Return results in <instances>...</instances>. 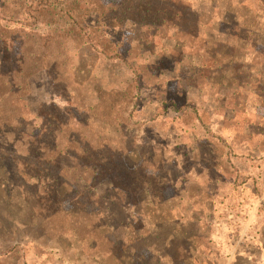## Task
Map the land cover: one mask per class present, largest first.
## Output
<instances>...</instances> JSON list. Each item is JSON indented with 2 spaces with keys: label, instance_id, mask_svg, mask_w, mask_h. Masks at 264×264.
Segmentation results:
<instances>
[{
  "label": "rangeland",
  "instance_id": "rangeland-1",
  "mask_svg": "<svg viewBox=\"0 0 264 264\" xmlns=\"http://www.w3.org/2000/svg\"><path fill=\"white\" fill-rule=\"evenodd\" d=\"M189 1L209 22L213 0ZM18 5L0 0L7 82ZM244 15L198 39L139 29L121 69L58 46L0 89V264H264V17Z\"/></svg>",
  "mask_w": 264,
  "mask_h": 264
},
{
  "label": "trees",
  "instance_id": "trees-1",
  "mask_svg": "<svg viewBox=\"0 0 264 264\" xmlns=\"http://www.w3.org/2000/svg\"><path fill=\"white\" fill-rule=\"evenodd\" d=\"M221 4L224 7L218 10ZM16 7L11 15L21 16L23 22L19 24V29L9 33L10 36L20 34L18 39L22 40L26 49L22 56L12 62V65L18 63V66L12 74H6L8 82L0 80V89L5 90L6 85H12L19 93L30 86L29 77L20 78L23 72L36 73L48 69L53 49L58 46H62L68 56L73 46L88 49L121 69L124 65H131L128 48L136 40L139 29H147L144 35L149 39H156L162 28L198 39L201 37L200 31L212 26V22L217 27L230 26L240 30L241 21L244 17L247 19L244 13H256L260 19L264 17V0H213L209 22L203 19L204 9L189 0H19ZM3 13L6 10L3 9ZM12 39L16 40V37ZM261 42L264 45V40ZM15 74L21 75L16 77ZM136 75L141 74L138 72ZM4 76L1 75V78ZM136 82L131 80L124 91L128 99L140 95L141 87ZM57 115V120L63 117L61 112H57ZM71 119L75 121L71 126L72 132H81V121ZM23 135L29 136L27 130L23 131ZM76 145L92 158L98 153L96 143L80 142ZM103 149L108 150L106 146Z\"/></svg>",
  "mask_w": 264,
  "mask_h": 264
}]
</instances>
